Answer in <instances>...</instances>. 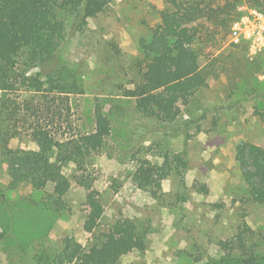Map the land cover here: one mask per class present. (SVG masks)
<instances>
[{
  "label": "rangeland",
  "instance_id": "1",
  "mask_svg": "<svg viewBox=\"0 0 264 264\" xmlns=\"http://www.w3.org/2000/svg\"><path fill=\"white\" fill-rule=\"evenodd\" d=\"M96 4L99 10L81 25L70 27L69 19L61 17L67 35L60 62L77 73L82 93L63 96L67 119L54 120V126L65 132L91 131L95 108L107 115L110 133L90 166L102 215L95 229L84 231L86 191L79 185L81 169L72 164L65 167L71 182L64 196L66 211L20 208L31 206L39 195L29 184L9 189V171L0 159V188L5 194L0 197V264H37V256L58 248L65 237L88 249L118 222H134L144 232L145 247L129 251L116 264H203L209 257L220 258L219 242L243 224L253 231L247 244L264 253V197L250 198L236 157L241 143L264 149V34L237 42L230 36L235 21L253 20L254 11L264 18V0H241L225 40L203 42V48L218 58V76L207 78L185 104H178L171 125L144 117L135 100L122 94L139 82L146 61L142 43L173 8L170 0ZM255 20L264 26L260 18ZM19 130L9 146L35 149L26 132ZM184 132V170H172L151 188L140 187L133 171L140 164L162 165L165 154L179 152Z\"/></svg>",
  "mask_w": 264,
  "mask_h": 264
},
{
  "label": "trees",
  "instance_id": "2",
  "mask_svg": "<svg viewBox=\"0 0 264 264\" xmlns=\"http://www.w3.org/2000/svg\"><path fill=\"white\" fill-rule=\"evenodd\" d=\"M98 0H0V159L8 168V188L31 186L39 196L31 206L55 213L66 211L64 196L71 182L65 167L81 169L79 185L86 191L88 209L83 229L96 228L103 207L90 172L96 155L110 133V122L95 108L91 131L60 130L54 126L66 117L69 107L63 96L82 93L77 73L61 64L60 53L66 43V24H83L93 16ZM172 9L162 16L161 24L151 30L149 41L142 43L145 64L140 80L122 91L135 100L136 110L161 124H173L179 103L185 104L209 77L218 76L217 56L203 48L208 38L222 43L231 23L237 18L241 0H170ZM198 44V45H197ZM201 44V47L199 46ZM23 95L19 99V94ZM72 128V127H71ZM22 129L36 148L24 150L9 146ZM173 135L177 130H171ZM185 133V132H184ZM183 148L165 154L162 165L143 164L133 171L142 188L166 177L172 170L186 167V139ZM241 180L251 199L264 197V149L254 143L236 147ZM180 170V171H181ZM0 188V197L4 199ZM183 198V196H182ZM253 231L242 225L229 239L221 240L223 254L209 257L203 264H264V253L248 245ZM144 232L134 222H118L85 249L73 237L62 239L58 248L36 257L37 264H116L129 251L144 250Z\"/></svg>",
  "mask_w": 264,
  "mask_h": 264
},
{
  "label": "built area",
  "instance_id": "3",
  "mask_svg": "<svg viewBox=\"0 0 264 264\" xmlns=\"http://www.w3.org/2000/svg\"><path fill=\"white\" fill-rule=\"evenodd\" d=\"M253 13H254L255 18H258V19L260 18L264 24V18H262L260 14H257L256 11H254ZM255 18H253V20H249L248 17H245V18H241L239 21L234 22V24L232 25V30L230 34L234 42H237L239 39H247L248 37L251 38L252 36L254 37V40H257V38L260 37L259 35L261 33L260 31H262V34H264V26H261L259 23L256 24ZM252 45L255 49H258L255 46L256 44H252Z\"/></svg>",
  "mask_w": 264,
  "mask_h": 264
}]
</instances>
